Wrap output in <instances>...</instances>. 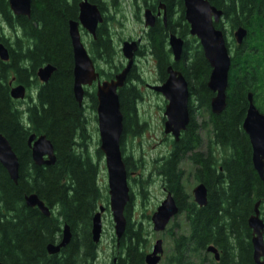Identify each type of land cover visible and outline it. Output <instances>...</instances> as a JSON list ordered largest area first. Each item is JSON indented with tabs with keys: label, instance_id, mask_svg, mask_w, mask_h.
<instances>
[{
	"label": "trees",
	"instance_id": "trees-1",
	"mask_svg": "<svg viewBox=\"0 0 264 264\" xmlns=\"http://www.w3.org/2000/svg\"><path fill=\"white\" fill-rule=\"evenodd\" d=\"M77 1L31 0V16L27 17L14 15L8 1L0 0V16L11 31L6 35L0 25V42L9 53L8 60L0 58V133L9 140L19 159L17 182L0 163V261L4 264H95L98 243L91 234L92 218L103 201L107 202L108 195L99 183L103 154L98 146L90 149L84 103L79 104L73 95L69 20L78 17ZM228 1L224 5L222 0H211L225 11L228 24L234 22L246 28L247 37L240 45L227 42L231 63L226 105L215 114L209 104L213 92L206 85L210 65L183 21L182 0H169L170 8L176 3L178 13L170 20V30L184 38L183 53L175 68L187 79L191 95L190 121L179 139L171 140L168 154L156 165L163 185L178 205L174 219L182 214L186 224L185 231L174 230V226L167 229L173 241L171 264H255L247 220L258 200L264 217V178L253 168L242 120L248 92L264 111V0ZM231 15L235 16L233 22ZM108 20L107 13L89 45L93 61L101 59L110 66L107 73L96 65L105 78L122 68L114 64L116 48ZM175 21H183V25L175 27ZM215 26L225 32L221 23ZM166 37L163 27L146 34V47L158 58L157 71L162 79L171 63ZM47 63L53 64L55 70L48 81L40 82L36 71ZM134 69H130L125 84L118 90L123 114L121 144L127 131L138 134L144 127L136 112L140 95L133 82L142 79ZM19 83L34 93L28 96L24 109L17 104L20 100L10 94L11 85ZM86 93L95 110V90L87 89ZM192 101L207 112L206 120L197 122ZM207 126L206 148L201 149L200 129ZM32 133L45 134L52 142L56 155L53 164L33 162L27 145ZM123 159L130 175L135 166L128 156ZM185 160L191 163L194 179L207 187L208 200L203 206L196 204L184 187L181 163ZM30 193H36L50 208V215L26 205L24 198ZM130 206L131 200L125 208L127 224L119 240V246L124 247L119 264H144V226L130 219ZM65 223L72 233L69 243L58 253H48L47 244L60 239ZM211 244L218 249V259L208 256L206 248Z\"/></svg>",
	"mask_w": 264,
	"mask_h": 264
},
{
	"label": "water",
	"instance_id": "water-1",
	"mask_svg": "<svg viewBox=\"0 0 264 264\" xmlns=\"http://www.w3.org/2000/svg\"><path fill=\"white\" fill-rule=\"evenodd\" d=\"M13 14L31 16V0H7ZM184 16L189 24V34L198 39L204 57L210 65V73L206 82L208 89L213 92L210 98V109L219 114L226 105V88L231 56L223 30L215 26L222 15V10L211 3V0H183ZM264 14V12H263ZM103 21V14L95 3L82 0L79 3L77 19L69 20V36L73 52V95L79 104H83L85 87L95 83L96 118L99 134V149L104 155L107 171L108 208L111 212L114 235L117 242L126 230L127 220L125 207L130 200V189L127 182V170L121 151V136L123 131V114L120 108L119 93L126 81L127 75L134 63L135 51L139 39L122 42L121 51L126 59L124 67L110 79H101L95 68V63L81 38L80 27L85 29L93 38L96 29ZM154 16L149 9L144 12V25L151 26ZM246 29L238 27L233 35L239 44L246 36ZM168 45L173 60L178 61L183 53L184 38L171 32ZM0 58L8 60L9 53L4 43L0 42ZM55 66L47 63L36 71L41 82L50 78ZM166 77L158 84H148L154 91L160 93L166 100L163 111V131L178 140L180 134L190 121L189 99L190 90L184 74L175 69L172 64L166 67ZM24 84H16L10 88L14 99L25 97ZM247 108L242 120V129L247 134L251 146V161L253 168L261 179L264 178V113L259 110L253 100L252 92L247 94ZM31 158L37 165L53 164L56 159L54 146L45 134L32 133L27 138ZM0 163L6 169L9 177L17 182L19 159L9 140L0 133ZM196 204L203 206L207 203V187L203 182L197 183L192 189ZM27 206L37 207L44 215H50V208L36 193L25 196ZM260 200L256 201L253 213L247 223L251 229L252 258L255 264H264V219L261 216ZM104 206L100 205L92 218L91 234L94 242H99L102 233V213ZM178 213V205L170 191L166 192L150 216L154 231H163L170 219ZM72 237L70 226L64 224L58 241L50 242L46 248L48 253H58ZM207 251L219 258L218 249L214 245L207 246ZM163 252L162 239H156L152 250L145 254V264H158ZM0 264H4L0 261Z\"/></svg>",
	"mask_w": 264,
	"mask_h": 264
},
{
	"label": "rangeland",
	"instance_id": "rangeland-1",
	"mask_svg": "<svg viewBox=\"0 0 264 264\" xmlns=\"http://www.w3.org/2000/svg\"><path fill=\"white\" fill-rule=\"evenodd\" d=\"M120 10L121 11L119 12H108V26H110L109 29L116 48L114 64L117 66H124L126 64V59L121 51L122 41L127 38L132 37L135 39L140 35L142 36L144 33V13H140L135 11L133 8L131 9L128 7ZM0 25L6 35L11 34L8 25L2 21L1 16ZM224 29L226 40L231 43L232 34H230V28L226 25V23ZM81 37L90 54L89 45L91 36L81 31ZM134 63L135 73H137L142 79V81H133L135 85H137L140 95L136 99V112L139 123L144 124V127L138 134H132L127 131L121 144V147L123 146V156H128L130 160H132L133 166H135L133 173L128 175L127 178L128 186L130 192L132 193V198L130 199V219L135 223L140 221L144 226L143 233L147 242L145 251L150 252L156 239L161 238L163 253L161 254L158 264H171L170 258L172 256V240L167 232V229L174 226V230L179 229L185 231L186 224L184 216L181 214L177 215L176 219L172 218L168 223L166 230L161 232L153 230L150 216L160 201L165 197V193L162 189V178L156 170V165L165 154H168L171 147V140L174 138L169 134H165L163 131V122L165 119L163 111L166 100L161 94L153 91L145 85V83H159L155 61L148 54H146L135 56ZM95 65L107 73L111 70L110 66L101 59L95 60ZM101 78H104V76H101ZM87 89L88 91H92L93 89L95 90V86H88L86 87V90ZM31 95L34 96V93L29 88L26 90L25 99H20V101L17 102L21 109L25 108L29 100L28 96ZM83 103L88 122L86 130L89 135V145L90 149L94 150L96 146L99 147L96 111L91 108L90 96L87 95V93L84 97ZM191 107L197 122L200 123L201 121L207 119V112L203 108L198 107L197 103L192 101ZM208 129L209 126H207L206 129L205 127L200 129V134L203 139V142L200 145L201 149L206 148V135ZM100 163L101 172L99 174V183L101 187L106 190V194L108 195L107 171L105 167L104 155L102 156ZM181 167L184 169V187L191 194L193 199L192 189L198 181L195 180L192 175V166L190 162L187 160L183 161L181 163ZM108 200L109 196L106 203L103 201V204H105V211L102 214V234L101 239L98 242L95 264H113L112 253L117 252L115 250L116 239L114 235L112 216L109 208L107 207ZM261 216L263 217L262 214ZM208 256L211 257L213 254L209 253Z\"/></svg>",
	"mask_w": 264,
	"mask_h": 264
},
{
	"label": "flooded vegetation",
	"instance_id": "flooded-vegetation-1",
	"mask_svg": "<svg viewBox=\"0 0 264 264\" xmlns=\"http://www.w3.org/2000/svg\"><path fill=\"white\" fill-rule=\"evenodd\" d=\"M81 1L82 0H78L77 1V12H79V3ZM88 1H90L92 3H95L98 6V8L100 9V11L103 13V16L106 15L108 12H111V11L119 12V11H121L120 9L126 8V7L131 8V9L133 8L135 11H138L140 13L141 12L144 13L146 9H149L151 11V13L153 14V16H154V23L151 26L143 25V32L144 33L142 34V36L140 35L137 38H135V39H139L138 48L135 51V56L148 54L155 61V67H156V70H157V68H158V58L155 56V54L150 49H148L146 47V44H147L146 34L148 32L150 33V30L152 31V29L155 30L156 28L158 29L160 27L165 28L167 30L166 44H167L168 49L170 50L169 45H168V37H169V34L171 33L170 20L173 18V15L178 14L177 10H176V3H173L172 7L170 8L169 0H88ZM222 3L223 4L224 3H228L229 4V1L228 0H222ZM182 5H183V10H184V2H183V0H182ZM224 5H226V4H224ZM214 6H216V5H214ZM217 8L222 10V15H221L219 21L217 23H215V25L218 24V23L219 24L221 23L222 27L224 28L225 27V23H226V25L230 28V34H232V41H234V43L238 44L236 42V40H235V37H234L233 33L238 27H243V26L242 25H235L236 23L233 22V18H235L234 15H231V17L229 18V19L232 20L233 24H231V25L228 24L229 20H227L226 17H225V11L222 8H219V7H217ZM263 12H264V2H263V6L261 8V15L264 17ZM171 15H172V17H171ZM183 18H184L183 21H185V23H187V21L185 19V16ZM174 19H176V17H174ZM183 21H175L174 22L175 23V27H181L183 25ZM188 26H189V24H188ZM81 31L86 33V34H88V35H90L85 29L81 28ZM246 34H247V32H246ZM246 37H247V35L244 37V39L242 40L241 43H243V41L246 40ZM91 39H93L92 36H91ZM133 39L134 38L131 37V38H127L126 40H133ZM123 41H125V40H123ZM241 43H239L238 45H240ZM169 59H170V62L173 63L172 66L174 68H175V64L180 61V59L178 61H174L173 60V56H172L171 50H170ZM132 67H135V63L133 64ZM175 69H177V68H175ZM157 73H158V71H157ZM164 79L160 78L159 77V73H158L159 83H161ZM145 85L147 86V83H145ZM162 189H163L164 193H166V191H168L167 188L164 185L162 186ZM172 246H173V241H172ZM115 250L117 252L116 253H114V252L112 253V263L113 264H119L120 258L123 256V255H121V253H122L121 250H124V247H120L119 243H116L115 244ZM147 252H149V251H145L144 256H143L144 258H145V254ZM144 264H145V260H144Z\"/></svg>",
	"mask_w": 264,
	"mask_h": 264
}]
</instances>
